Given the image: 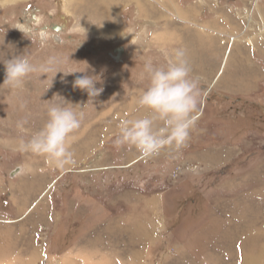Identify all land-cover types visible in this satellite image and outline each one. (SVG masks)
<instances>
[{
	"label": "rangeland",
	"instance_id": "1",
	"mask_svg": "<svg viewBox=\"0 0 264 264\" xmlns=\"http://www.w3.org/2000/svg\"><path fill=\"white\" fill-rule=\"evenodd\" d=\"M192 5L198 17L183 24L190 33L201 28L194 22L208 26L207 19L229 15L259 35L264 64V0H40L0 8V83L11 57L39 63L70 55L46 91L52 73L31 75L19 91H0V264H264V136L250 130L229 146L220 130L229 123L212 107L214 94L202 91L184 146L145 158L114 144L120 120L141 114L135 100L146 83L143 59H173L154 29L165 19L174 23L173 9ZM59 24L64 30L57 34L50 27ZM234 36L223 43L222 59L213 57L223 76L238 45ZM119 46L126 49L123 64L109 57ZM87 65L103 86L94 103L73 88L81 73H63ZM54 93L87 102L86 118L72 134L74 162L64 168L13 151L46 122V100ZM23 118L21 131L16 125ZM209 142L233 149L234 157L223 160L222 149L208 165L200 156L217 147Z\"/></svg>",
	"mask_w": 264,
	"mask_h": 264
},
{
	"label": "clouds",
	"instance_id": "2",
	"mask_svg": "<svg viewBox=\"0 0 264 264\" xmlns=\"http://www.w3.org/2000/svg\"><path fill=\"white\" fill-rule=\"evenodd\" d=\"M69 57L52 55L39 63L28 56L11 57L3 62L4 79L0 91H19L31 75L52 73L46 91L52 86L55 75L62 73L60 67L70 61ZM63 73L82 74L76 76L72 84L74 89L87 94V102L94 103L103 92V86L97 87V84L102 85L100 75L92 74L88 65L83 70ZM141 78L146 83L135 100L136 111L141 114L120 120L114 144L134 148L143 157L151 158L166 148H180L187 143L195 126L194 113L203 103V93L198 80L191 76L185 53L180 49L167 64H156L151 58H144ZM46 101V122L28 139L15 142L13 151L43 156L51 166L64 168L74 162L70 150L72 134L86 118L83 109L87 102L73 104L59 93ZM27 123V118H23L16 126L23 131Z\"/></svg>",
	"mask_w": 264,
	"mask_h": 264
},
{
	"label": "crops",
	"instance_id": "3",
	"mask_svg": "<svg viewBox=\"0 0 264 264\" xmlns=\"http://www.w3.org/2000/svg\"><path fill=\"white\" fill-rule=\"evenodd\" d=\"M36 1L40 0H0V8L24 7L30 2L33 3ZM182 7H186V5L183 4ZM193 7L194 6L192 5L189 8L173 9V11L176 12V15H174V23H170V19H165L160 22L159 26H156L154 29V36L156 34V39H158L156 41H159L160 44L164 45L166 49H168L166 52L172 58H174V53L177 49L184 51L185 59L191 68V76L198 80L201 91L214 94L213 96L211 95L212 98H214L212 99V103H215L218 98L259 99L260 96L262 97V101L264 103V73H260V66L264 67V64L260 62L259 58L261 57L259 55V50H262L263 45L260 43L259 35L252 32L247 33V31H244L246 28L245 25H243L239 20L232 19L229 15H221V20H217V23L225 25L222 28L218 26L219 24H217L216 20L213 18L211 20L207 19L209 23L208 26L207 24L194 22L201 28L199 30L197 29L198 31L196 33H190L188 27L186 26L188 23L190 24L188 17L190 15L193 18L198 17L195 11L192 10ZM152 12H154L158 17L160 14L163 15V13L159 14L158 11ZM167 12L170 13V11ZM164 18L166 17L164 16ZM199 18H204V16ZM207 29L212 31V33L217 36L213 37L212 34L210 35L209 30ZM229 34L235 35V43L238 45L231 57L230 67L226 70V75L223 76L224 72L220 74L222 62L215 63L213 57L219 55L222 59V57L226 54V47L223 48V43L225 44L227 41L226 38H229ZM221 36H224V38L221 39ZM246 37L249 39L246 40ZM245 42H248V44H244ZM216 49L220 50L218 52H214ZM254 49L257 50L255 53ZM147 54H150V52ZM167 63L168 61L158 60L157 64L163 65ZM262 101L260 100L261 103ZM212 107H214V105H212ZM204 110L205 109H203L201 113L204 114ZM194 116H196V114H194ZM223 134L228 136L226 141L228 143L230 142L228 144L229 146L239 144L234 139H231L227 132L224 131ZM241 137L243 136H240L238 140ZM216 142H209L207 145L217 147L205 148L202 149L203 151L201 150L203 153L200 156V160L206 161L208 165L215 162V154L222 152V149L224 150L222 153L227 155L224 156L223 160L227 159V157L231 160L234 157L231 152L233 149L224 145H214ZM189 144L193 143L189 142ZM230 162H228V164ZM206 163L204 164L207 166Z\"/></svg>",
	"mask_w": 264,
	"mask_h": 264
},
{
	"label": "trees",
	"instance_id": "4",
	"mask_svg": "<svg viewBox=\"0 0 264 264\" xmlns=\"http://www.w3.org/2000/svg\"><path fill=\"white\" fill-rule=\"evenodd\" d=\"M229 99L218 98L214 103V107H217V113H225V120L227 124L229 123L227 127H221L220 130L227 132L229 137L234 140L238 139L248 130H254L264 136V109L260 100L258 98H233L230 101ZM218 104L219 106H217ZM233 109L235 110L232 113L235 116H229L230 110ZM234 122L237 123L235 127Z\"/></svg>",
	"mask_w": 264,
	"mask_h": 264
},
{
	"label": "flooded vegetation",
	"instance_id": "5",
	"mask_svg": "<svg viewBox=\"0 0 264 264\" xmlns=\"http://www.w3.org/2000/svg\"><path fill=\"white\" fill-rule=\"evenodd\" d=\"M51 30L56 32L57 34L62 33L64 30V26L63 25H52ZM121 48L120 53L118 52H113V49L111 50V53H109V57L111 59L112 62L114 63H124V61L126 60V49L124 46H119ZM116 48V47H115Z\"/></svg>",
	"mask_w": 264,
	"mask_h": 264
},
{
	"label": "water",
	"instance_id": "6",
	"mask_svg": "<svg viewBox=\"0 0 264 264\" xmlns=\"http://www.w3.org/2000/svg\"><path fill=\"white\" fill-rule=\"evenodd\" d=\"M120 51H121V48H120V47H116V48L113 49V52H118V53H120Z\"/></svg>",
	"mask_w": 264,
	"mask_h": 264
},
{
	"label": "bare ground",
	"instance_id": "7",
	"mask_svg": "<svg viewBox=\"0 0 264 264\" xmlns=\"http://www.w3.org/2000/svg\"><path fill=\"white\" fill-rule=\"evenodd\" d=\"M58 38V37H57ZM32 261V260H31Z\"/></svg>",
	"mask_w": 264,
	"mask_h": 264
}]
</instances>
